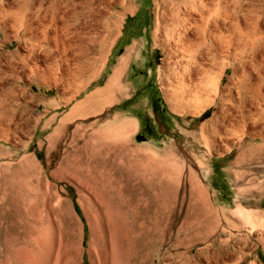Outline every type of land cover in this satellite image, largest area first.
<instances>
[{
	"label": "rangeland",
	"instance_id": "1",
	"mask_svg": "<svg viewBox=\"0 0 264 264\" xmlns=\"http://www.w3.org/2000/svg\"><path fill=\"white\" fill-rule=\"evenodd\" d=\"M0 264H264V0H0Z\"/></svg>",
	"mask_w": 264,
	"mask_h": 264
},
{
	"label": "bare ground",
	"instance_id": "2",
	"mask_svg": "<svg viewBox=\"0 0 264 264\" xmlns=\"http://www.w3.org/2000/svg\"><path fill=\"white\" fill-rule=\"evenodd\" d=\"M204 1V0H203ZM187 2H189V1H187ZM199 2V1H198ZM201 4V3H200ZM3 6V5H2ZM193 6V5H192ZM191 6V7H192ZM190 7V6H189ZM198 7V6H197ZM200 8V7H199ZM198 8V9H199ZM195 9V8H194ZM198 9H197V11H198ZM196 10V9H195ZM188 13V12H187ZM209 14V13H208ZM110 15V14H109ZM5 16V15H4ZM45 16V15H44ZM198 16V15H197ZM204 16V15H203ZM199 17H200V15H199ZM207 17H208V15H207ZM182 18V17H181ZM201 18V17H200ZM205 18V17H204ZM183 19V18H182ZM208 19V18H207ZM105 20V19H104ZM22 21V20H21ZM107 22H105L103 25L101 24V30L96 34V36L95 35H93L94 37H92V38H90V41L88 42V47H87V50L88 51H90L92 54H94V55H97V60L98 61H100L101 59H102V57H103V54H104V51H105V48H106V46L110 43V40H111V37L113 36V34H114V32H115V30H116V26H117V19L114 17V16H109L108 17V19L106 20ZM207 21V20H206ZM206 21H205V23H206ZM181 22V21H180ZM213 22H214V20H213ZM174 23V22H173ZM186 23H187V21H186ZM191 23V22H190ZM201 23H203V22H201ZM214 24V23H213ZM95 25V24H94ZM119 25V24H118ZM210 25V24H209ZM179 26V25H178ZM182 27V26H181ZM189 27V26H188ZM200 27L201 28H203V24H201L200 25ZM215 28V27H214ZM51 29V28H50ZM182 29V28H181ZM187 29V28H186ZM199 29V28H198ZM203 29H205V28H203ZM194 32H196V31H194ZM193 32V33H194ZM198 32V31H197ZM94 33V32H93ZM192 33V34H193ZM46 34V33H45ZM212 34V33H211ZM168 35V34H167ZM186 35L188 36V34L186 33ZM195 35V34H194ZM211 36H214V34H212ZM168 37V36H167ZM194 37V36H193ZM196 37V36H195ZM209 37V36H208ZM36 38V37H35ZM212 38V37H211ZM210 38V39H211ZM197 39V38H196ZM213 39V38H212ZM225 39V38H224ZM216 41V40H215ZM26 42V41H25ZM195 42H197V41H195ZM22 43V42H21ZM228 43V42H227ZM195 45H196V47L198 48L199 46L201 47V45H202V41H200V39H199V41L197 42V43H195ZM214 45V44H213ZM226 45V44H225ZM203 46V45H202ZM25 47V46H24ZM188 48H190V47H188ZM236 48V47H235ZM224 49V48H223ZM80 50V49H79ZM231 50V49H230ZM32 54V53H31ZM239 55V54H238ZM30 56V55H29ZM28 58V57H27ZM32 58H33V56H32ZM31 58V59H32ZM45 58V57H44ZM42 59V58H41ZM95 59V62L94 63H92V62H89V60H85V61H83V69L87 66V67H89V70H90V68H91V70H93L94 69V66L96 65V63H97V60ZM250 60V59H249ZM94 61V60H93ZM33 62V61H32ZM220 62V61H219ZM67 63H68V61H67ZM25 64V63H24ZM69 64V63H68ZM214 68V67H213ZM32 69V68H31ZM38 70V69H37ZM69 70V69H68ZM95 71V70H94ZM33 72V71H32ZM117 72V71H116ZM115 72V73H116ZM36 73H37V71H36ZM209 73V72H208ZM47 74V73H46ZM41 76V75H40ZM207 77V76H206ZM40 78V77H39ZM38 78V79H39ZM37 79V80H38ZM40 79H42V78H40ZM44 79H45V77H44ZM113 79V78H112ZM46 80V79H45ZM114 80V79H113ZM234 81V80H233ZM66 83V82H65ZM63 84V83H62ZM67 88H69V87H67ZM72 89V88H71ZM235 89V88H234ZM218 90V89H217ZM75 95V94H74ZM222 95V94H221ZM247 95V94H246ZM261 96V95H260ZM260 99H261V97H260ZM70 101V100H69ZM43 102V101H42ZM45 103V102H44ZM49 108V107H48ZM86 118V117H85ZM229 118V117H228ZM38 122L40 121V119L39 120H37ZM254 123V122H253ZM246 125V124H245ZM255 126V125H254ZM244 127V126H243ZM242 127V128H243ZM252 128H253V126H252ZM255 128V127H254ZM250 130H251V128H250ZM254 130V129H253ZM203 132V131H202ZM216 134V133H215ZM238 135V134H237ZM239 137V136H238ZM239 139V138H238ZM224 219V218H223ZM253 221V220H252ZM255 221V220H254ZM249 223V222H248ZM198 255V254H197Z\"/></svg>",
	"mask_w": 264,
	"mask_h": 264
}]
</instances>
